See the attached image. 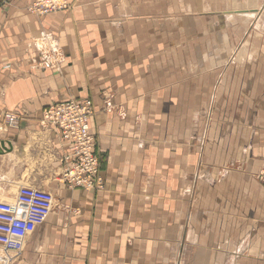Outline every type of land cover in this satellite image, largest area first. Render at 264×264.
Returning a JSON list of instances; mask_svg holds the SVG:
<instances>
[{"label": "crops", "instance_id": "0c3cea01", "mask_svg": "<svg viewBox=\"0 0 264 264\" xmlns=\"http://www.w3.org/2000/svg\"><path fill=\"white\" fill-rule=\"evenodd\" d=\"M34 1L0 0V125L22 116L0 140V201L32 186L55 205L12 264H264V0H70L47 17ZM43 32L54 69L34 63ZM243 46L255 56L229 68ZM70 99L93 101L102 191L60 180L69 145L42 111Z\"/></svg>", "mask_w": 264, "mask_h": 264}, {"label": "built area", "instance_id": "2783aa9c", "mask_svg": "<svg viewBox=\"0 0 264 264\" xmlns=\"http://www.w3.org/2000/svg\"><path fill=\"white\" fill-rule=\"evenodd\" d=\"M70 7V0H35L27 7V11L36 17H47L65 12ZM37 40L33 43L39 55V59H34L37 67L54 69L61 65L64 54L55 35L43 32ZM42 113V126L57 130L62 141L69 145L68 155L62 160V183L71 189L81 188L85 192L102 191L105 184L97 155V140L90 126L91 117L95 113L93 101L70 99L57 102L45 108ZM4 114V121L0 125V140L3 134L17 128L22 118L16 112ZM262 164L258 179L264 185V161ZM54 205V196L50 192L32 186L22 188L14 202L0 201V248L5 251L2 258L4 263L8 260V253L20 254L25 248V237L31 231L33 215H36L37 221H43Z\"/></svg>", "mask_w": 264, "mask_h": 264}, {"label": "rangeland", "instance_id": "374dc122", "mask_svg": "<svg viewBox=\"0 0 264 264\" xmlns=\"http://www.w3.org/2000/svg\"><path fill=\"white\" fill-rule=\"evenodd\" d=\"M182 8H184L185 10H187L188 7L186 5H184ZM250 19H251V22L249 24L251 25V30H249L246 33L247 35L245 37V40L254 39V37H257V35L260 36L259 33H255L254 32V31H256V29H255V26L253 24H255L256 19H257V16H256L255 19H253V17H251ZM263 20H264V18H263ZM262 35H264V33H262ZM37 39L38 38H35L36 41H38ZM253 53L254 52L252 50L246 49L244 46H243V48H237L236 50H233L231 56H229V61H228V64H229L228 66H230L229 68H231L232 66H236V64L239 65L238 63L244 57L245 58L254 57L255 54H253ZM246 67L247 66L245 65V68ZM237 71L241 72L239 66L237 67V70L235 72H237ZM2 201H5V200H2ZM7 202H9V201H7ZM35 216L36 215H33V221L34 222H36V220H37V218ZM38 220H40V219H38ZM29 237H30V233H28V235L25 237V241L26 242L29 239ZM4 255H5V251H3L2 248H0V260H2V258L4 257ZM17 255H18L17 253L16 254L15 253H8V255H7L8 256V260H6L5 263L6 264H12V262L15 260V258H16ZM5 263L3 262V260L0 261V264H5Z\"/></svg>", "mask_w": 264, "mask_h": 264}, {"label": "water", "instance_id": "95a60500", "mask_svg": "<svg viewBox=\"0 0 264 264\" xmlns=\"http://www.w3.org/2000/svg\"><path fill=\"white\" fill-rule=\"evenodd\" d=\"M11 152V147H7L4 141H0V154Z\"/></svg>", "mask_w": 264, "mask_h": 264}, {"label": "bare ground", "instance_id": "6f19581e", "mask_svg": "<svg viewBox=\"0 0 264 264\" xmlns=\"http://www.w3.org/2000/svg\"><path fill=\"white\" fill-rule=\"evenodd\" d=\"M34 167H35V166L33 165V166L30 167V169H33ZM7 179H8V178H7Z\"/></svg>", "mask_w": 264, "mask_h": 264}]
</instances>
